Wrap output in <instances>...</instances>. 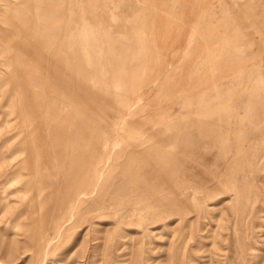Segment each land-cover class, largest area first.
Instances as JSON below:
<instances>
[{
    "label": "rangeland",
    "instance_id": "1",
    "mask_svg": "<svg viewBox=\"0 0 264 264\" xmlns=\"http://www.w3.org/2000/svg\"><path fill=\"white\" fill-rule=\"evenodd\" d=\"M0 4V264H264V0Z\"/></svg>",
    "mask_w": 264,
    "mask_h": 264
},
{
    "label": "bare ground",
    "instance_id": "2",
    "mask_svg": "<svg viewBox=\"0 0 264 264\" xmlns=\"http://www.w3.org/2000/svg\"><path fill=\"white\" fill-rule=\"evenodd\" d=\"M9 1V0H8ZM16 1V0H15ZM42 1V0H41ZM11 3V2H10ZM40 3V2H39ZM6 4V3H5ZM1 5V4H0ZM2 6V5H1ZM3 8V7H2ZM5 8V7H4ZM6 8H7V6H6ZM5 8V9H6ZM14 8V7H13ZM22 8V7H21ZM25 8V7H24ZM28 8V7H27ZM3 10V9H2ZM9 10V9H8ZM1 11V10H0ZM24 11V10H23ZM10 12L13 14V12L10 10ZM26 12H28V10L26 11ZM25 12V13H26ZM30 12V11H29ZM33 12V11H32ZM3 13V12H2ZM22 13V12H21ZM47 13H50L51 15H52V13L51 12H47ZM1 14V13H0ZM4 14H7V13H4ZM27 14V13H26ZM30 14V13H29ZM46 14V13H45ZM45 14H42V16L41 17H45ZM11 15V14H10ZM10 15H9V17H10ZM28 15V14H27ZM48 16V15H47ZM34 17V16H33ZM43 17V18H44ZM50 17H52V16H50ZM59 17V16H58ZM58 17H56V20H58L57 18ZM1 19V18H0ZM25 18L22 16V17H20V21H21V23H22V25H20L21 23H19V25H17V32H16V28L14 29V31L12 32V33H14V34H11V32H10V34L8 33V34H5V33H1V31H0V33L2 34V36H1V34H0V53H1V55H3L5 58H8V59H10L11 58V56L13 55V52H14V45H15V43H17V44H19V43H24V45H26L27 47H29L30 49H28V50H30V51H32V50H35L34 48L36 47H34V46H32L33 45V43L31 42H29V41H27V39L25 38V30H27L26 29V27H24V25H23V22L25 21L24 20ZM55 19V18H54ZM2 20H3V18H2ZM50 20V19H49ZM66 20V19H65ZM47 21V20H46ZM59 21H61V19L59 20ZM31 22H32V19H31ZM51 23H53L52 21H50ZM55 22V21H54ZM3 23V22H2ZM51 23H50V25H51ZM65 23V22H64ZM66 23H67V21H66ZM15 24V23H14ZM14 24H13V26H14ZM48 24V23H47ZM59 24V23H58ZM46 25V24H45ZM54 25V24H53ZM66 25V24H65ZM48 26V25H47ZM47 26H45V27H47ZM52 26V25H51ZM56 26V25H55ZM81 26V25H80ZM4 27V26H3ZM6 27V26H5ZM64 27V26H63ZM66 27V26H65ZM2 28V27H1ZM44 28V27H43ZM43 28H42V30H43ZM9 29H10V27H9ZM58 29V28H57ZM57 29H54V30H56V32H58V30ZM61 29V28H60ZM59 29V30H60ZM66 29V28H65ZM6 30V29H5ZM47 29H45L44 31H46ZM48 30H49V27H48ZM47 30V31H48ZM62 30H64V28L62 29ZM50 31V30H49ZM49 31L48 32H46V34H45V36L49 33ZM59 32H61V31H59ZM36 32H34V34H35ZM51 34H49V37L48 38H50L51 36L50 35H52V31L50 32ZM62 34H63V31L61 32ZM37 34V33H36ZM42 34H43V31H42ZM55 34V33H54ZM60 34V33H59ZM26 35H27V33H26ZM32 36V35H31ZM44 37V36H43ZM41 38V39H44V38ZM65 37V36H64ZM64 37H63V39H64ZM33 38V37H32ZM31 38V39H32ZM36 38H37V36H36ZM35 38V39H36ZM52 38V37H51ZM53 38H55V37H53ZM56 39V38H55ZM45 40V39H44ZM48 40V39H47ZM47 40H46V44H47ZM37 41V40H36ZM35 41V43H37L36 45L38 46V42H41V41H37L36 42ZM49 42L51 41V40H48ZM54 41H56V40H54ZM59 41V40H58ZM51 43V42H50ZM79 44H81V42L79 43ZM40 45H42V43H40ZM26 46H22V47H25L26 48ZM43 47H44V45H42ZM41 46V47H42ZM49 46H51V45H49ZM52 46H53V44H52ZM51 46V47H52ZM19 47H21L20 45H19ZM38 47H40V46H38ZM37 47V48H38ZM40 47V48H41ZM47 47V46H46ZM46 47H45V49H46ZM54 47V46H53ZM79 47V46H78ZM47 48H49V47H47ZM55 48V47H54ZM43 49V48H42ZM44 49V51L43 52H47L46 50ZM53 49V48H52ZM22 50H25V49H21L20 51H22ZM40 50V49H39ZM54 50V49H53ZM52 50V51H53ZM20 51H18V53L20 52ZM37 51V50H36ZM36 51H34L33 53H36ZM51 51V50H50ZM51 51V52H52ZM55 51H56V49H55ZM77 51V50H76ZM29 52V51H28ZM39 52V51H38ZM40 52H41V50H40ZM39 52V53H40ZM67 52V51H66ZM15 53V52H14ZM18 53H16V55L18 54ZM23 53V52H22ZM21 53V54H22ZM39 53H37V57H38V59H39ZM21 54H20V56H21ZM26 54H27V51H26ZM29 54H31V53H29ZM22 55H24V54H22ZM35 55V54H34ZM34 55H33V57H34ZM41 55H43V54H40V56ZM76 55V54H75ZM43 56H46V55H43ZM15 57H17V56H15ZM69 57V56H68ZM23 58H24V56H23ZM29 58H31L32 59V62H33V59L34 58H32V55H31V57L29 56L28 57V59ZM50 58V57H49ZM14 59V58H13ZM17 59V58H16ZM20 59V58H19ZM25 59H27V58H25ZM31 59H30V61H31ZM35 59H37V58H35ZM44 58H41L40 60H41V62H42V60H43ZM77 59V58H76ZM19 61H21V60H19ZM29 61V62H30ZM35 61V60H34ZM37 61V60H36ZM60 61V60H59ZM62 61H64V59L62 60ZM77 61H78V59H77ZM10 62H12V63H14L12 60H10ZM25 62H26V60H25ZM31 62V63H32ZM57 62V61H56ZM65 62H66V60H65ZM39 63V62H38ZM2 64V63H1ZM16 64V63H15ZM26 64V63H25ZM29 64V63H28ZM40 64V63H39ZM54 64H56V63H54ZM53 64V65H54ZM78 64H80L79 62H78ZM4 65V64H3ZM38 65V64H37ZM44 64L42 63L40 66L38 65V68L40 67L41 68V70H43V68H42V66H43ZM45 65H46V63H45ZM27 66V65H26ZM25 66V67H26ZM30 66V65H29ZM33 66V68H34V66H36V65H32ZM32 66H30V67H32ZM37 67V66H36ZM45 67V66H44ZM54 67V66H53ZM21 68L23 69L24 67H23V65H21L20 64V66H19V64L15 67V70H21ZM27 68H28V66H27ZM27 68H25V69H23L24 71H26V69ZM32 68V69H33ZM38 68H36V70H38ZM45 68H48V67H45ZM56 68V67H55ZM63 68V67H62ZM13 69H14V67H13ZM31 69V70H32ZM51 69V68H50ZM54 69V68H53ZM66 69V68H65ZM15 70H14V72H15ZM40 70V69H39ZM39 70H38V73H39ZM44 70H46V69H44ZM43 70V71H44ZM48 70V69H47ZM56 70H57V68H56ZM55 70V71H56ZM10 71V70H9ZM11 71H13V70H11ZM23 71V72H24ZM29 71V70H28ZM58 71V70H57ZM27 72V71H26ZM30 72V71H29ZM31 72H35V71H31ZM37 72V71H36ZM82 72H83V70H82ZM14 74V73H13ZM24 74H26V73H23V75ZM41 74V73H40ZM61 74V73H60ZM66 74V73H65ZM4 75H6L5 73H4ZM21 76V77H24V76ZM34 75H35V73H34ZM61 75H63V74H61ZM3 76V75H2ZM8 76V75H7ZM20 76V75H19ZM35 76H37V75H35ZM35 76H34V79H35ZM20 77V78H21ZM15 78H16V76H15ZM32 78H33V75H32ZM17 79V78H16ZM22 79V78H21ZM30 79V78H29ZM37 79V78H36ZM35 79V81H36V83H37V80ZM31 80V82H33L32 81V79H30ZM29 80V81H30ZM19 81H22V80H20L19 79ZM27 81V80H26ZM25 81V82H26ZM34 81V82H35ZM73 81V80H72ZM34 82H33V85H34ZM27 83H29V85H30V82H27ZM26 83V84H27ZM70 83V82H69ZM23 84H24V82H23ZM18 85H20V83L18 82ZM31 85H32V83H31ZM30 85V86H31ZM70 85H71V83H70ZM26 86V85H25ZM30 86H28V87H30ZM23 87V86H22ZM31 87H33V86H31ZM66 87H69V86H66ZM20 90V89H19ZM62 90H64V89H62ZM67 91V90H66ZM25 92V91H24ZM34 94V93H33ZM79 101V100H78ZM23 102V101H22ZM42 102H43V100H42ZM27 104V103H26ZM222 134V133H221ZM17 171H19V170H17ZM17 174V173H16ZM11 176V175H10ZM20 176H21V174H20ZM6 177V176H5ZM16 181H18V177H17V175H15V173H14V175L13 176H11V177H6V178H4L3 180H0V188H2V190L4 189V191L6 192V189L9 187V186H11L12 185V183H14V182H16ZM20 192H21V190H19Z\"/></svg>",
    "mask_w": 264,
    "mask_h": 264
}]
</instances>
